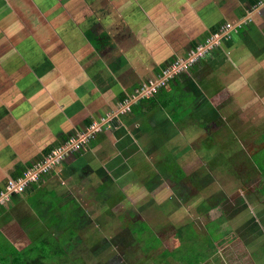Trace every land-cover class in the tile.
<instances>
[{"label": "rangeland", "instance_id": "1", "mask_svg": "<svg viewBox=\"0 0 264 264\" xmlns=\"http://www.w3.org/2000/svg\"><path fill=\"white\" fill-rule=\"evenodd\" d=\"M199 1L204 7L212 8L209 0ZM86 3L92 9L85 5ZM197 3L198 0H0V136L2 134L8 138L9 133L18 130L21 125H24L25 129L32 125L33 129L36 127L33 123L47 127L53 122L58 129L64 124L59 114L43 118L33 113L40 108H47L48 103H42L39 97L42 87L47 85L50 87L49 95L55 98L50 101L51 105H57L56 108L60 109L66 105L67 115L81 127V130H76L69 140L73 137L75 141H79L90 130L89 136L94 135V132L101 133L102 128L111 131L118 120L110 113L93 120L89 126L85 125L90 114L85 110L88 107L85 99L81 100L76 96L80 85L86 87V81H89L93 89H97L98 75L105 76L109 83L114 78L122 77L121 80H125L130 79V76L133 78L132 75H139L143 70L141 68L146 67V63L143 61L135 63V55L128 54L125 50L129 47L132 53L137 49H143V52L147 53L149 50V53L153 54L155 59L149 68L153 69L154 64H161L162 57L169 51L177 52L185 46L184 40L188 35L199 33L197 28H200V25H195L197 21L193 14L196 12L193 8H197ZM262 9L264 5H258L252 8L250 14L261 13ZM148 17L158 22L148 20ZM111 18H116V24L111 23ZM253 19H256V16L248 21V25L250 24L249 27L254 25L252 29L256 30L258 22L253 23ZM101 21L107 24L106 30L103 31L106 39L102 38V45L97 46L87 39L85 31L100 27ZM235 34H231L229 39ZM251 34L257 36L258 33L251 31ZM254 45L251 43V47ZM213 50L198 61L201 70L207 67L201 72L205 80L200 86L205 88L204 94H208L207 81L215 77L217 82L214 84L220 86L221 93L216 98L208 94L212 103L217 104L212 115L218 113L227 123H234L236 126L241 123H245L242 127L248 125L247 129L251 131L249 133L252 139L241 141L238 143L241 146L233 150V157L240 160V163L234 165L232 162L230 168L235 171L227 175L224 167L206 169L192 162L187 163L188 159L184 157L181 162L188 166H184L186 176H182L179 171L172 172L167 168L169 164L166 165L161 159L157 135H148L139 127L130 133L127 129L123 130L124 127H116L117 132L112 139L106 134H98L99 137L97 135L94 144L102 150L108 147V142H114L118 147V150L112 149V152L117 153L116 157H113L110 163L105 165L101 163L104 166H96L94 164L98 157L96 147V150L92 151L94 153L91 152L92 164L87 165L91 175L83 176L85 170L82 166L87 162L79 161L73 165L74 172L70 176L75 180L78 178L82 180L77 190H74L73 202L69 204L77 211L75 213L77 217H74L72 224L75 230L86 225L94 227L97 224L94 217H87V211L85 214L84 210L78 209L81 206L82 208L89 206L95 212L99 206L103 212L101 216H104V220L102 217L99 224L101 228L104 226L105 238L102 243L109 247L104 252L106 262L102 261L103 258L97 260V256L93 258L91 264H119L118 257L121 253L127 258L130 255L136 257L134 262H130L132 264H158L155 259L162 248L155 251L154 256L153 254L148 256V250L150 241L159 245L158 241L161 238L165 242L168 241V244L169 241H174L173 247L177 248L175 253L183 250L193 261L209 259L218 251L206 264H264V195L256 189L259 184V172L248 173L247 167L241 171L243 159L251 160V155L254 149L256 151L258 144L264 145V99L258 93L264 88V70L263 72L258 70L262 75L259 86L253 80L255 75L251 74V78L246 79L238 51L230 53L224 47L218 50L216 57V49ZM233 53L236 54L235 57ZM212 54L214 59L211 58ZM256 55L264 59V48ZM144 57V54L141 55V58ZM233 59L234 62H231ZM247 59L250 61L251 57L248 55ZM49 62L60 65L61 73H51L49 67L45 65ZM32 64L40 67V74L37 77L43 82L36 87V91L23 97L26 82L35 69L34 66H30ZM70 72L74 73V77H70ZM63 78L65 82L58 81ZM249 81H253L254 84L246 83ZM115 82L114 79L113 83ZM156 97L157 95L144 98L142 102L149 107ZM161 97L166 99L167 95ZM190 98L196 99V93L191 94ZM202 100L210 102L204 97ZM194 101L189 99L187 103L191 105ZM131 104L133 108L135 101L132 100ZM172 104H181L188 108L182 99L178 102L173 101ZM189 108L194 111L192 106ZM134 111L139 112L140 108H134ZM159 114L161 125L166 128L168 126L172 136H182L177 123H174L167 113ZM30 122L33 123L28 125ZM93 123L96 126H92ZM116 138H119V141ZM69 140L65 141L64 145ZM221 141L224 142V139ZM180 143L182 147L188 145L184 137L182 141L179 140V146ZM75 151L80 152L81 147ZM177 152L175 149V154ZM108 153L109 148L103 155ZM261 155L264 160V151ZM146 160L150 164L156 161V167L152 166V171H147L146 168L145 179L139 177V174H131L134 169L143 168ZM83 162L85 164L82 165ZM247 175H251L249 181L242 184L239 177ZM84 178H87L89 189ZM132 178L133 182L127 180ZM134 182L139 187L133 192H128ZM163 186H168L166 188L171 190V194L164 193L162 196ZM155 191L163 200L156 199ZM90 195L93 196L89 198ZM121 216L123 224L118 219H121ZM86 218H89L88 222ZM191 223H195L198 230L189 225ZM145 229L148 231L143 234ZM131 231L135 235H132ZM123 236H126L127 241L121 239ZM67 237L69 232L61 237L56 251L58 247L63 251L71 249L72 245L67 242L69 241ZM180 241H185L186 244L182 245ZM86 244L93 249L91 254L102 253L101 250H97L99 246L97 241H87ZM139 246L147 253L146 257L141 256ZM163 246L166 247V243ZM121 248H124L123 251ZM50 254L56 259L61 257L58 252L55 254V246L51 247ZM172 263L180 264L175 260H172ZM182 264L191 263L186 261Z\"/></svg>", "mask_w": 264, "mask_h": 264}, {"label": "crops", "instance_id": "2", "mask_svg": "<svg viewBox=\"0 0 264 264\" xmlns=\"http://www.w3.org/2000/svg\"><path fill=\"white\" fill-rule=\"evenodd\" d=\"M209 1L211 2L212 8L204 7L199 0L197 3V8H193V10L196 11L193 13L197 21V24L195 25H200L201 28H197L199 33L188 35V38L184 40L185 46H182L183 48L181 47L182 49L178 50L177 52L169 51L166 56L162 57L161 64H154L153 69L149 68L148 66L153 63L155 59L153 54L149 53V50L147 51L146 49L145 50L147 53L143 52V49H137L134 53H132L129 47L125 50L128 54L135 55V63H138L139 61L146 63V67L141 68L143 70H141L139 75H132L133 78L130 76V79L127 78L125 80H121L123 79L122 77L114 78L116 80L115 83H113L114 79L109 83L105 76L98 75L99 84H97V89H93L91 83L86 81L87 86L84 87L83 85H80L76 96L81 100L85 99V101L88 103V107H86L85 110L90 114V116L89 119L85 121L86 126H89L87 124L88 121L96 120L100 116L107 115V113L113 114L112 117L118 120V123L112 127L113 129L111 131L102 133L106 134L109 139H112L114 134L117 132L116 127H124L123 130L127 129L128 133L135 131L139 127L148 135H157V138L160 141L159 144L161 154L159 155L161 159L165 161V164L167 162L166 158L168 156V153H165V150L167 151V148H169L175 153L176 149L178 152L175 154V157L178 160L183 161L185 157L188 159L187 163L192 162L196 164L197 159L200 158L202 159L201 167H205L206 169L224 167L227 175H231L232 173L228 170V168H230V164L232 162H234V165L236 163H240V160H237L233 157V150L241 146L238 144L241 141L252 139V136L249 133L251 131L247 129L248 125L242 127V125L245 123L239 124V127L234 123H227L223 117L218 115V113H215L213 117L212 110L206 112L208 113L207 115L210 116L206 117V121L200 116H198L200 119L195 118V112L189 108L187 99L195 100L193 102L194 104H196V102H200L201 105H203L202 98L204 97L205 99L210 100V104L215 110L217 108V104L212 103L211 98L208 97V94L212 98H216L221 93L219 90L220 86L214 84L217 82V80L215 77H213L207 81L209 83L207 84L209 85L207 88L209 93L204 94L205 88H202L200 83L204 81L205 78H203L204 74L201 72H204L207 67H204V70H201V66H199L198 63L192 69L190 74L185 75L186 77L183 76V78L177 84L176 90H173L172 92H161L156 97V99L153 100L149 107H146L148 104H144L142 99L135 101V106L127 112H124L122 107V103L128 97L133 95L136 87L145 82H149L150 79L158 78L164 69L163 65L170 62L174 56H180L179 58H184L181 57V55L185 54L186 51H188L189 54L193 49L192 45L194 43L200 44L205 42V40L209 38L214 33V31H216V29L227 22L235 23L238 21H243L244 19H247V17H250L252 20V18L255 16L256 19H253V23L258 22L256 30L252 29L254 28V25L249 27L250 24L248 25V23H246L243 25V28L238 31L239 33L237 32V35H234L235 37L233 36V38L229 40L222 41L218 48H215L216 51L215 49L213 51L217 53L216 57H218V50L220 51L224 47H226L230 53L232 51H238L239 56H241L239 58L242 60L241 64H243L241 68L244 69L243 73L246 75V79H250V75L253 74L256 76L253 79L255 80L254 82L260 86L262 75L259 74L258 70H262L263 72L264 59L258 58L256 53L261 52L264 48V9L261 10V13L252 12L250 14V11L252 8L254 9L258 5H264V0ZM100 3L102 4L103 1H100ZM85 5L92 9L88 3ZM188 12L190 13L191 11L189 10ZM148 20L158 22L157 20L150 19L149 17ZM115 22L116 18H111V23ZM105 26L107 27L106 22L101 21L100 27L89 28L85 31V36L91 43L100 46V40L104 36L103 31L106 30ZM251 31H256L258 33L257 36L251 34ZM89 32H92L95 40L90 39ZM251 43L255 45L251 47ZM143 54L145 57L141 58V55ZM233 54L235 57L236 54ZM246 55L251 57L250 61L247 59ZM211 58L214 59L213 54L211 55ZM231 62H234V59ZM45 65L49 67L51 73H61L60 65H56L54 62H49ZM30 66H34L35 69L33 72H31L33 74L26 82V90L23 97L32 93L36 87L43 82V80H39L37 77V75L40 74V67L33 64ZM69 75L71 78L74 77L73 72H70ZM77 76L79 77L78 74ZM234 79H236V76ZM58 81L65 82V79L63 78ZM250 82L254 84L253 81L246 83ZM49 88V85L42 87V90L39 94L40 101L42 103H48L47 108H40L37 112L33 113L40 115L43 118L59 114L60 119L62 118L64 124L60 125V128L57 129V126H55L53 122H50V125L47 127L42 126V124L30 122L28 125L33 123L36 127L32 129L31 125L25 129L23 127L24 125H21L22 127L20 126L18 130L10 132L8 138L2 136L1 134L0 189L6 184L8 180L19 177L24 172V170H27L29 167L41 161L51 150L54 151L58 149L59 145L67 141L71 135L73 136L76 130H81V127H79L75 121L67 115L68 109L65 103L63 109L56 108L57 105H51L50 101L54 100L55 98L49 95ZM195 93L196 99L190 98V95H194ZM258 93L259 95L261 94V98L264 99V88H261V91H258ZM166 95V99L161 97H165ZM179 99H182V102L185 101V103L188 105V108L187 106H183L181 104H172L173 101L178 102ZM72 100L75 102L74 99ZM134 108H140V111L135 112ZM178 108L183 109V111L178 110ZM159 112L167 113L169 118L174 123H177L176 125H178L182 136H172L168 126L166 128L164 125H161ZM62 113L65 115H62ZM175 116H177L178 119H176ZM220 118L225 123L220 124L218 122V119ZM204 121L209 123L211 127L213 125L224 126L226 124L228 127L226 126L224 129H222L217 139L215 135L208 134V126L205 125ZM182 137H184V140L188 141V145L184 147H182V143H180V146L178 144L179 140L182 141ZM119 138H116V140L119 141ZM222 139H224V142L221 141ZM254 145L257 146L255 143ZM107 146L108 147L100 150L98 146H92L89 144L83 151L78 152L79 154L75 153L72 155L70 153V155L63 157L60 162L53 167V170L50 173L41 175L38 181L30 184L24 193L11 194L7 201L0 205V264H91L93 258H97V256V260L100 261L99 258H103L102 261L106 262V255L104 253L105 250L103 248L102 241H100L101 239L105 238V233L103 230L104 226L101 228L99 224V221L100 219L102 220V217L104 220V216H101L103 212L100 210V207H96V212L91 210L89 206H87V208H82V206L79 207L78 209L84 210V213L87 211V217H94V221L97 222V224H95L94 227L86 225L85 227L77 228L75 230V227L72 224L74 223V217H77L75 216L77 211H74V209L69 206V204H71L74 200V190H77L78 186L82 182V180L79 178L75 180L70 177L74 172V169L72 168L73 165L78 164L79 161L87 162L85 166H82L85 164V162H83L81 166L85 170L83 171V176L87 175L89 177L91 174L88 172L87 165L92 164L91 161L93 160V156L91 152L94 149L96 150V147L98 154V157L94 162L96 166H104L106 163L112 162L113 157H116L117 153L112 152V149L118 150V147L115 145V143L108 142ZM107 148H109V153L107 155H103ZM261 149H264V145L258 144L256 151L254 149V152H258ZM198 151L204 152L200 153ZM228 151L230 153H228ZM80 157L81 160H79ZM249 162L252 163V161L248 158L246 161L243 159V167L241 171H244V168L247 167V171L249 173ZM148 163V160L144 161L145 165ZM154 163H156V161ZM249 177H251V175L244 176L246 184L249 181ZM87 178H84V182L87 186V189H89V185L86 183ZM97 178L100 179V177ZM236 179L240 180L237 177ZM127 180L133 182V179ZM240 181L242 184H245L243 180ZM131 186L137 185L134 182L131 184ZM170 192L171 190L166 188V190H163L162 196H164V193L171 194ZM92 196L93 195H90L89 198ZM58 202L59 206H57ZM118 219L122 223V216L121 219ZM88 220L89 218H86L87 222ZM142 220L148 223L143 218ZM191 224L196 230H198V227H196L195 223ZM68 232L69 237H67V239L69 241L67 242L72 245L71 249L63 251L60 247H58V250L56 251V246H59L61 237L66 236ZM131 234L135 235L133 231H131ZM93 236L98 238L97 243L99 246L97 247V250H101V254H91V250L93 249L88 247L86 244L87 241H91V237ZM121 239L123 241H127L126 236L121 237ZM53 246H55V254L58 252L61 255V257L58 259H56L55 256H51L50 254L51 247ZM117 247H119V245H117ZM139 247V250L142 254L141 256L146 257L147 253H145L143 247ZM121 249L123 251L124 248ZM152 252L154 253V251ZM217 252L214 253V256L217 254ZM123 253L127 254L126 252ZM213 257L211 256L209 259H207L205 264ZM134 259H136V257L130 255L127 258L123 256L122 253L120 254V257H118L119 264L125 262L127 264H132L130 262H134Z\"/></svg>", "mask_w": 264, "mask_h": 264}, {"label": "built area", "instance_id": "3", "mask_svg": "<svg viewBox=\"0 0 264 264\" xmlns=\"http://www.w3.org/2000/svg\"><path fill=\"white\" fill-rule=\"evenodd\" d=\"M247 19L236 23L227 22L220 26L216 34H213L207 42L190 54L189 59H177L164 68L161 75L156 80L145 82L136 88L133 95L122 103L123 111L127 112L132 108V100L138 101L153 96L162 86L166 85L168 81L188 73L203 55L215 49V47L217 48L222 41L228 40L231 34L237 33L240 28L247 23ZM248 20H250V18ZM92 126H96V124L93 123ZM90 131L79 141H75L73 137H71L65 145L64 142L62 146H59L58 149L49 153L41 161L29 167L19 177L8 180L0 189V205L7 201L11 194L24 193L30 184L40 179L41 175L50 173L53 167L57 165L63 157L79 149L82 145L87 144L89 139L96 134V132H94V135L89 136Z\"/></svg>", "mask_w": 264, "mask_h": 264}, {"label": "trees", "instance_id": "4", "mask_svg": "<svg viewBox=\"0 0 264 264\" xmlns=\"http://www.w3.org/2000/svg\"><path fill=\"white\" fill-rule=\"evenodd\" d=\"M218 32V29H216V31H214V33L213 34H216ZM89 37H90V39H93V40H95V38L93 37V35H92V32H89ZM212 34V35H213ZM211 35V36H212ZM210 36V37H211ZM105 36H103V38H104ZM210 37L209 38H207L206 40H205V42H207L208 41V39H210ZM102 38V37H101ZM106 39V37L104 38V40ZM205 42H202V43H200V44H198V43H194L192 46V50H191V52L188 54V51H186V53L185 54H183V55H181V57H184V59H189L190 58V54L192 53V51H195V50H197L201 45H203ZM100 45H102L101 44V40H100V43H99ZM179 57L180 56H174L173 57V59L170 61V62H168V63H166L165 65H163L164 66V68L165 67H167V66H169L170 64H172L174 61H176L177 59H179ZM198 64V63H197ZM196 64V65H197ZM195 65V66H196ZM194 66V67H195ZM193 67V68H194ZM192 68V69H193ZM192 69L190 70V72L192 71ZM190 72H189V74H190ZM188 73H185V74H183V75H181V76H179V77H176V78H174V79H172V80H170V81H168L167 83H166V85H164V86H162L161 88H160V90L157 92V93H155L153 96H155V95H159L161 92H172L173 90H176L177 89V84L180 82V80L183 78V76L184 77H186L185 75H187ZM142 85V84H141ZM140 85V86H141ZM187 101H189V99H187ZM190 107L192 106L193 107V109H194V112H195V118H197V119H200L198 116H200V117H202L205 121H206V117H210L209 115H207L208 113H206V112H208V111H210V110H212V111H214V107L213 106H211V104H210V102L208 101V100H203V105H201V103L200 102H196V104H194V103H192L191 105H189ZM178 110H180V111H183V109H179L178 108ZM214 117V116H213ZM175 118L176 119H178L177 118V116H175ZM204 121V122H205ZM218 122L220 123V124H223V123H225L221 118L220 119H218ZM92 123V121H88V125H90ZM205 125H207L208 126V129H207V132H208V134H211V135H215L216 137H217V139H218V137H219V134L221 133V131H222V129H224L226 126L228 127V125L226 124V125H224V126H215V125H213L212 127H211V125L209 124V123H207V122H205ZM105 129L106 128H102L101 129V133H96L92 138H90L89 139V141L87 142V144H84V145H82L81 146V151H83L84 150V147L85 146H87V145H89V144H91L92 146H95V144H94V142L96 141V137H97V135L98 134H102V132H106L105 131ZM229 129V128H228ZM63 144H61V145H59V146H62ZM80 151V152H81ZM264 151V149H261L260 151H258V152H253L252 153V156H251V161H252V163L251 162H249V167H250V171H252L254 174H256V173H258L259 172V179H260V181H259V184H258V186H257V190L259 191V192H261L263 195H264V160L262 159V152ZM52 152V150L49 152V153H51ZM198 152H204V151H198ZM48 153V154H49ZM79 154L77 151H74V152H72L71 154L73 155V154ZM165 153H170L168 156H167V158H166V165L167 164H169V165H167L166 167L167 168H170L171 170H172V172L173 171H179L178 173L180 174V175H182V176H186V171H185V168H184V166L186 167V166H188L186 163L184 164V163H182L181 162V160H178L176 157H175V153L172 151V150H170L169 148H167V151L165 150ZM165 163V162H164ZM202 163V159H200V158H198L197 159V166L198 167H201V164ZM151 164H153V163H151ZM150 163H148L147 165H145L144 164V167L143 168H136V169H134L133 171H132V173L131 174H133V175H136V174H139L140 176L139 177H141V178H143L144 177V175H145V173H146V168H147V171L148 170H150V171H152L153 170V167L152 166H155L156 167V163H154L153 165H151ZM169 170V169H168ZM171 170H169V171H171ZM228 170L231 172V171H235L234 169L232 170V168H228ZM25 171V170H24ZM130 174V175H131ZM146 178V176L144 177V179ZM239 178H241L244 182H245V184H246V181L244 180V177H239ZM250 178V177H249ZM133 179V178H132ZM139 187V185H137V186H135V188H134V186H130L129 187V192H133V191H135V190H137V188ZM161 189L162 190H166V186H163V187H161ZM161 189H159V190H161ZM155 193H156V199H160V200H163V198H162V196L157 192V191H155ZM145 197V196H144ZM136 217H137V215H136ZM137 221H141L140 219H137ZM190 225H192V224H190ZM193 226V225H192ZM194 227V226H193ZM146 231H148V230H146L145 229V231H143V234H145L146 233ZM91 241H98V238L97 237H91ZM100 241H103V239H101ZM186 241V240H185ZM185 241H180L181 242V244L182 245H185L186 244V242ZM144 242V241H143ZM142 242V243H143ZM151 242H152V244H151ZM141 243V244H142ZM158 243H159V245H157V244H155L154 243V241H150V247H149V250H148V256H151L152 254H153V256H154V254H155V251H157L159 248H162V251H161V253L156 257V259L155 260H157V262H158V264H173L172 263V260L174 261H177V262H179L180 264H182V263H184V262H186V261H188V262H190L191 264H205V262L207 261V259L206 260H200V261H193V259L190 257V256H187V255H185L184 254V252H183V250H181V252H179V253H175L176 251H177V248H176V246H174L173 247V243H174V241H169V244H168V241H163V239L161 238V240L160 241H158ZM166 243V247H164L163 245ZM103 245V248H104V250L106 249V250H108L109 249V247L108 246H106V244H102ZM151 251V252H150ZM152 251H154V253H152ZM123 264V263H122Z\"/></svg>", "mask_w": 264, "mask_h": 264}, {"label": "clouds", "instance_id": "5", "mask_svg": "<svg viewBox=\"0 0 264 264\" xmlns=\"http://www.w3.org/2000/svg\"><path fill=\"white\" fill-rule=\"evenodd\" d=\"M248 19H249V18H248ZM248 19H247V23H248V21H249ZM250 20H251V18H250ZM238 22H239V21H238ZM231 23H232V22H231ZM223 25H224V24H223ZM244 25H245V24H244ZM221 26H222V25H221ZM242 27H243V26H242ZM218 29H219V28H218ZM224 41H225V40H224ZM138 87H139V86H138ZM138 87H136V88H138ZM134 91H135V90H134ZM128 98H129V97H128Z\"/></svg>", "mask_w": 264, "mask_h": 264}]
</instances>
